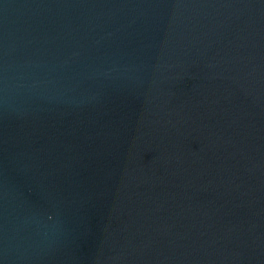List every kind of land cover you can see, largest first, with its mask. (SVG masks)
Here are the masks:
<instances>
[{"label":"water","instance_id":"95a60500","mask_svg":"<svg viewBox=\"0 0 264 264\" xmlns=\"http://www.w3.org/2000/svg\"><path fill=\"white\" fill-rule=\"evenodd\" d=\"M0 264H264V0H0Z\"/></svg>","mask_w":264,"mask_h":264}]
</instances>
